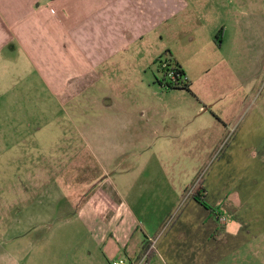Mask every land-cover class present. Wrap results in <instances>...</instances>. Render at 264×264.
Returning a JSON list of instances; mask_svg holds the SVG:
<instances>
[{"label":"crops","instance_id":"0c3cea01","mask_svg":"<svg viewBox=\"0 0 264 264\" xmlns=\"http://www.w3.org/2000/svg\"><path fill=\"white\" fill-rule=\"evenodd\" d=\"M183 2L0 0V100L9 94L13 102L19 100L20 82L15 81L14 70L18 63L26 64L29 73L57 99L66 91L81 95L87 87L98 88L99 67L113 57L116 35L120 41L116 46H124L129 35H141L145 17L171 14ZM234 5L235 20L249 17L264 22V0H250L247 9L243 7L248 2L243 0H235ZM251 35L257 38L250 48L259 62L264 28ZM225 37L226 32L220 31L212 37L213 43L222 47ZM107 77L106 73L109 85ZM187 81L191 92L180 91L192 93L193 83ZM158 83L163 93L173 92L164 87L163 80ZM93 96L91 102L96 105L98 96ZM227 98L234 101L236 94L219 100ZM197 101L199 108L186 111L139 112L147 120L139 127L138 142H94L88 147L97 151L94 162L82 159L79 152L73 160L60 162V171L70 164L83 166L78 168L84 173L82 180L91 186L75 205L71 203L73 215L65 223L73 227L75 236L58 239L56 252L32 260L37 264H112L122 259L137 264L149 245L154 251L150 264H226L229 257L240 262L241 250L235 251L233 245L243 237L248 221L242 223L239 213L244 207L264 212V131L251 120L245 127L238 126L249 116L241 97L231 117L211 112L210 100ZM207 104L213 105L207 108ZM8 111L14 115L13 109ZM124 113L130 117V112ZM232 142L236 145L233 157L222 161ZM136 143L142 152L137 158L125 157L123 151L137 148ZM118 157L120 168L112 171ZM259 174V189L243 193V185L253 186ZM217 214L228 216V223L220 225ZM247 235V245H259L257 233Z\"/></svg>","mask_w":264,"mask_h":264},{"label":"rangeland","instance_id":"374dc122","mask_svg":"<svg viewBox=\"0 0 264 264\" xmlns=\"http://www.w3.org/2000/svg\"><path fill=\"white\" fill-rule=\"evenodd\" d=\"M220 1L184 0L171 14L145 17L141 35H129L124 46H116L120 44L116 35L113 57L99 67L98 88L87 87L81 95L66 91L57 99L29 73L26 64L15 66L19 100L13 102L11 94L0 100V264H37L33 256L56 252L58 239L75 236L73 227L65 222L91 182H83L84 173L78 169L83 166L70 164L60 171V162L73 160L75 152L94 162L97 151L88 148L94 142H138L139 127L147 120L139 112L191 110L199 108L198 98H204L214 104L211 112L231 117L241 97L249 116L238 126L245 127L251 120L264 131V52L256 62L250 48L257 39L251 34L264 28V22L249 17L235 20L231 12L235 0H222L224 5ZM243 1L248 2L243 7L247 9L250 0ZM220 31L226 32L222 47L212 40ZM176 62L193 83L192 93L161 91L158 81L164 79L163 73L176 69ZM231 93L236 100H219ZM93 95L98 96L96 105L91 102ZM124 111L130 112L129 118ZM137 144V148L123 151L125 157H138ZM235 148L232 142L222 161L231 159ZM120 159L115 160L112 171L120 168ZM260 180L261 175H255L253 186L246 182L241 191L249 194L251 188L255 192ZM247 208L239 213L242 223L248 221L243 237L233 245L235 251L241 250V261L229 257L226 264H264V212ZM247 233L259 235L258 246L246 244Z\"/></svg>","mask_w":264,"mask_h":264},{"label":"trees","instance_id":"16d2710c","mask_svg":"<svg viewBox=\"0 0 264 264\" xmlns=\"http://www.w3.org/2000/svg\"><path fill=\"white\" fill-rule=\"evenodd\" d=\"M161 62V60H157L156 61ZM164 74V87L166 89L172 90V89H182V90H186V91H190V85L186 79V74L185 71L183 70V68L180 66V64L178 62H176V69H175V76L178 78V82L177 83H173L172 81H170L168 79V74L166 75ZM195 198H197L198 200H201V196L199 197V194H195L194 195ZM147 255V258L145 259L143 264H150V261L154 255V251L150 248V246L148 245L147 247H145L144 251L141 254L140 259H143L145 256Z\"/></svg>","mask_w":264,"mask_h":264},{"label":"built area","instance_id":"2783aa9c","mask_svg":"<svg viewBox=\"0 0 264 264\" xmlns=\"http://www.w3.org/2000/svg\"><path fill=\"white\" fill-rule=\"evenodd\" d=\"M168 79L170 81L174 80V82H178V78L175 76V70H171L170 73L168 74ZM217 220L220 225H226L228 223V217L225 214H217ZM147 258V255L143 258V260L140 263L137 264H143L145 259ZM112 264H128L127 261L125 260H116Z\"/></svg>","mask_w":264,"mask_h":264},{"label":"flooded vegetation","instance_id":"af4514ba","mask_svg":"<svg viewBox=\"0 0 264 264\" xmlns=\"http://www.w3.org/2000/svg\"><path fill=\"white\" fill-rule=\"evenodd\" d=\"M173 83H177V82H174V80H172Z\"/></svg>","mask_w":264,"mask_h":264}]
</instances>
